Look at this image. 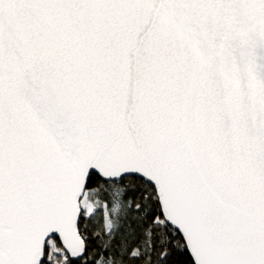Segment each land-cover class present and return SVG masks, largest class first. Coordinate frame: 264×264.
<instances>
[{
  "label": "snow or ice",
  "instance_id": "obj_1",
  "mask_svg": "<svg viewBox=\"0 0 264 264\" xmlns=\"http://www.w3.org/2000/svg\"><path fill=\"white\" fill-rule=\"evenodd\" d=\"M0 264H264V0H0Z\"/></svg>",
  "mask_w": 264,
  "mask_h": 264
}]
</instances>
